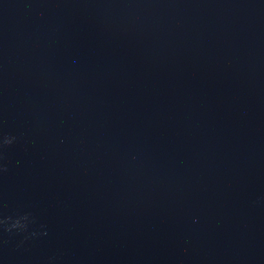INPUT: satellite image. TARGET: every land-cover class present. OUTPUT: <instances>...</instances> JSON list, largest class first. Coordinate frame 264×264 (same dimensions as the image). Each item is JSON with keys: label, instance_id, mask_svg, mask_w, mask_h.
Listing matches in <instances>:
<instances>
[{"label": "water", "instance_id": "water-1", "mask_svg": "<svg viewBox=\"0 0 264 264\" xmlns=\"http://www.w3.org/2000/svg\"><path fill=\"white\" fill-rule=\"evenodd\" d=\"M0 264H264V0H0Z\"/></svg>", "mask_w": 264, "mask_h": 264}, {"label": "clouds", "instance_id": "clouds-1", "mask_svg": "<svg viewBox=\"0 0 264 264\" xmlns=\"http://www.w3.org/2000/svg\"><path fill=\"white\" fill-rule=\"evenodd\" d=\"M5 143H11V140H5ZM12 227H23V225L17 226V224H13Z\"/></svg>", "mask_w": 264, "mask_h": 264}]
</instances>
